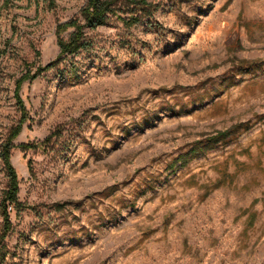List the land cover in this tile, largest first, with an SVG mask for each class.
Here are the masks:
<instances>
[{
	"label": "rangeland",
	"instance_id": "1",
	"mask_svg": "<svg viewBox=\"0 0 264 264\" xmlns=\"http://www.w3.org/2000/svg\"><path fill=\"white\" fill-rule=\"evenodd\" d=\"M87 2L0 0V264H264V0L116 1L59 57Z\"/></svg>",
	"mask_w": 264,
	"mask_h": 264
},
{
	"label": "trees",
	"instance_id": "2",
	"mask_svg": "<svg viewBox=\"0 0 264 264\" xmlns=\"http://www.w3.org/2000/svg\"><path fill=\"white\" fill-rule=\"evenodd\" d=\"M116 1H122L127 7L132 11V15L130 19L123 18L122 15H118L125 23H136L141 17L139 14H150V6L151 0H88L86 6L81 11V18L83 17L84 22L79 17L71 18L68 21L62 22L57 26L58 32V45L60 47L59 57L62 55H69L76 53L82 48H86L89 45V42L86 39L85 28H96L100 25L105 24L108 15L110 13H115V3ZM69 28H74L71 36L68 39H65L61 36L62 32L66 31ZM54 65V62L48 63L44 68V70L49 69ZM37 75H25L21 79L17 81L15 94L17 96L19 106L21 110H25L24 104L19 97V90L21 87V83L27 78H35ZM23 119L11 129L9 137L6 139L5 143L2 145L1 150V158L3 161L4 169L6 172V176L8 178L7 187L4 191L1 207L3 208V215L5 219L6 228L2 236H0V260L5 256V249L3 240L6 237L8 231L11 228V218H10V207L20 209L23 204L19 198L20 192V182L18 173L12 163V149L16 146L14 140L20 134L23 127ZM228 132H219L216 136L210 138L209 142L211 144L216 143L220 138H224ZM22 149H27L30 147H37L36 145H19ZM198 149H193L191 154L197 155ZM187 155V154H185ZM184 155V156H185Z\"/></svg>",
	"mask_w": 264,
	"mask_h": 264
}]
</instances>
